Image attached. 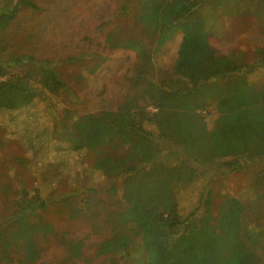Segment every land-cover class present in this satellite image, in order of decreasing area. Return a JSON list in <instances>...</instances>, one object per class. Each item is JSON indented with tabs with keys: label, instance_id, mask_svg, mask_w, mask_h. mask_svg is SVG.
I'll use <instances>...</instances> for the list:
<instances>
[{
	"label": "trees",
	"instance_id": "trees-1",
	"mask_svg": "<svg viewBox=\"0 0 264 264\" xmlns=\"http://www.w3.org/2000/svg\"><path fill=\"white\" fill-rule=\"evenodd\" d=\"M167 1L123 0L125 11L136 4L132 23L141 34L107 29L103 39L105 50L134 54L137 76L145 82L138 97L122 107L125 128L146 142L148 155L158 151L157 142L168 141L185 156L140 169L104 156L85 162L99 144L95 131L108 123L69 101L61 59L27 56L20 51L23 43L3 41L22 9L40 7L32 0H0V132L19 145L15 163L32 176L31 186L17 173L0 184V264H37L51 248L61 250L68 264H203L197 251L234 243L228 239L243 247L224 253L237 254L240 264H264V172L240 201L224 208L234 225L223 237L215 227L199 239L191 228L180 229L209 199L206 167L236 171L264 157V50L253 64L234 63L218 56L208 41L219 16L264 19V0H184L165 22L182 34L174 70L156 81L154 42L161 37ZM96 60L105 61L100 55ZM236 99L242 107L234 127L245 149L218 159L207 116ZM0 151L4 155L3 147ZM53 214L88 231L75 236ZM4 253L11 261H4ZM217 254L212 264H223Z\"/></svg>",
	"mask_w": 264,
	"mask_h": 264
},
{
	"label": "rangeland",
	"instance_id": "rangeland-1",
	"mask_svg": "<svg viewBox=\"0 0 264 264\" xmlns=\"http://www.w3.org/2000/svg\"><path fill=\"white\" fill-rule=\"evenodd\" d=\"M32 1L41 10L33 12L22 9L9 29L8 37L3 41H7L8 44L23 43L20 51L27 56L41 58L56 56L61 59L59 65L70 84L69 101L71 103L74 101L79 110L87 108L92 114H97V120L100 122L108 123L95 131L99 144L87 153L85 162L90 164L104 156L122 161L126 166L142 169L149 167L155 160L168 158L173 161L171 156L178 155V159L185 157L180 148L168 141L157 142L158 151L148 155L146 142L125 128L127 114L122 107L129 100L138 97L145 82L141 76H137V63L133 65L136 60L134 54L127 50H105L103 39L107 29L122 28L130 35L141 34V30L132 23L136 4L131 3L132 6L129 4V9L125 11L123 10L125 3H121L123 0ZM183 1H167V5L162 10L161 25H159L161 37L154 42L157 54L152 71L156 81L171 75L174 70V61L182 34L177 29L165 27V22L170 15L177 13ZM208 41L221 58L234 63L253 64L256 62L257 51L264 50V19H257L251 14L219 16ZM97 55L105 61L96 60ZM82 73L86 76H82ZM241 107L240 99L223 102L218 113L212 112L207 116V124L212 130L216 144L214 153L218 159L228 160L234 155L241 154L245 149L242 138L234 127ZM1 147L5 156L0 151V184H4L8 177L12 178V173H17L18 178L31 186V174L15 163V157L20 154L19 145L0 132ZM263 172L264 157L244 164L243 168L236 171H229L226 167L218 168L216 165L206 167L204 174L206 183L209 184L207 191L209 199L195 217L180 229L191 228L195 237L199 239L203 236L208 237L206 236L208 231L215 227L218 230L216 233H219L220 238L223 237L222 234L230 232L231 225H234L225 216L224 208L234 203L235 199L240 201L241 195ZM199 181L203 182L200 178ZM52 218L59 225L63 224L75 236H82L88 231L86 225L79 222L67 223L60 215L53 214ZM219 228L223 231H219ZM228 241L234 243L227 245L217 243L211 248L212 251H206L205 248L197 251L200 261L203 264H212L214 259H217L215 253H221L223 264L231 261H235V264L239 263L236 260L237 254L223 251H230L234 246H238L234 249L240 250L243 244L236 239H228ZM218 248L222 250L217 251ZM211 254L214 258L210 256ZM3 259L11 261L8 253H4ZM37 264L68 263L64 262L61 250L51 248L42 255Z\"/></svg>",
	"mask_w": 264,
	"mask_h": 264
},
{
	"label": "built area",
	"instance_id": "built-area-1",
	"mask_svg": "<svg viewBox=\"0 0 264 264\" xmlns=\"http://www.w3.org/2000/svg\"><path fill=\"white\" fill-rule=\"evenodd\" d=\"M148 111L151 112L152 114H155L157 112V109H155L153 107H149Z\"/></svg>",
	"mask_w": 264,
	"mask_h": 264
},
{
	"label": "crops",
	"instance_id": "crops-1",
	"mask_svg": "<svg viewBox=\"0 0 264 264\" xmlns=\"http://www.w3.org/2000/svg\"><path fill=\"white\" fill-rule=\"evenodd\" d=\"M219 255H222V254L220 253ZM234 255H236V254H234ZM230 264H232V263H230ZM233 264H235V261L233 262Z\"/></svg>",
	"mask_w": 264,
	"mask_h": 264
}]
</instances>
